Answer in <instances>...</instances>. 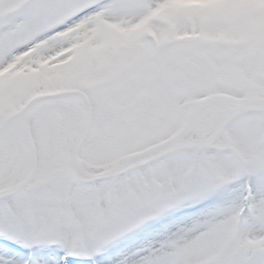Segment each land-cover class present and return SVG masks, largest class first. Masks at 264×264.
<instances>
[{"label": "snow or ice", "instance_id": "obj_1", "mask_svg": "<svg viewBox=\"0 0 264 264\" xmlns=\"http://www.w3.org/2000/svg\"><path fill=\"white\" fill-rule=\"evenodd\" d=\"M0 264H264V0H0Z\"/></svg>", "mask_w": 264, "mask_h": 264}]
</instances>
